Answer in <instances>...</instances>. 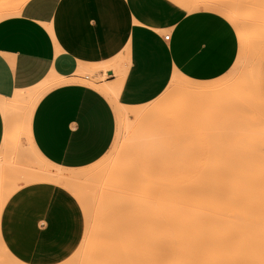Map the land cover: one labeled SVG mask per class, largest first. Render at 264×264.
<instances>
[{
  "label": "crops",
  "instance_id": "1",
  "mask_svg": "<svg viewBox=\"0 0 264 264\" xmlns=\"http://www.w3.org/2000/svg\"><path fill=\"white\" fill-rule=\"evenodd\" d=\"M9 3L17 0H0ZM0 10L12 12L0 17V151L6 131L1 104L60 78L65 81L47 88L36 104L30 135L40 156L64 170L95 164L115 138L113 105L83 79L105 75L93 84L113 83L114 64L124 61L117 101L136 107L156 100L177 72L215 80L239 57V34L227 16L234 29L220 15L190 13L174 0H22ZM91 70L97 73L90 79L80 75ZM258 88L264 105V68ZM64 195L39 184L9 198L0 234L18 259L55 264L67 255Z\"/></svg>",
  "mask_w": 264,
  "mask_h": 264
},
{
  "label": "rangeland",
  "instance_id": "2",
  "mask_svg": "<svg viewBox=\"0 0 264 264\" xmlns=\"http://www.w3.org/2000/svg\"><path fill=\"white\" fill-rule=\"evenodd\" d=\"M174 1L190 13L207 11L222 16L225 21L226 15L228 19L233 18L232 23L239 34H235L239 57L222 77L215 80L189 78L177 72L163 92L164 97H160V101L159 97L154 100L160 103L156 111L159 114H149L142 120H135L131 115L124 117L125 109L119 108L112 96L103 93L105 83L93 84L104 81L105 75H98L95 82L80 80L107 96L116 117L114 141L106 155L95 164L78 170H64L44 160L34 147L30 135L31 117L39 99L50 88L49 85L41 91L18 93L12 100L1 104V108L4 106L7 110L8 120L5 123L10 138L0 151V222L7 201L23 187L41 184L59 189L65 194L63 197L67 204L65 206L69 217V234L64 238L69 250L55 264H175L178 255L184 257L185 264H237L231 251L186 246L188 235H185L182 252H179L178 233L168 203L165 209V206H160L162 209L155 214L112 212L110 206L113 191L106 188L119 181V178L121 181L126 179L124 182L127 183L130 171L136 176L141 174L144 168L140 169L141 162L135 163L134 160L139 157L142 159L143 155L146 157L143 161L151 162V178H155L154 172L159 170L157 176L160 175L158 178L165 182L160 181L157 176L156 181L159 180L162 184L192 185L195 192L215 181L210 179V175H215L214 179H217L220 175L231 173L240 164L238 160L242 155L238 146L241 142L238 139L243 134L242 121L238 115L242 103L247 104L252 117L256 119V125L249 133L258 140L257 144L254 143L253 152L249 154L252 161L250 165L254 166L257 178L248 182L247 191L259 186L264 189V150L261 147L264 136L260 132L264 128V106L255 82L257 72L264 68V0ZM21 2L22 0H17V3L0 7L14 8ZM205 4L207 10L203 9ZM230 11L236 15L230 16L231 13H226ZM240 12H244L243 15L247 18L240 21V26L237 27L235 23ZM8 14L12 12L0 10L1 18ZM229 24L234 29L233 24ZM119 66L120 63L114 64V71ZM96 73V70H91L80 75L90 79ZM154 101L150 103L153 104ZM150 103L145 105L149 106ZM124 107L128 110L135 108ZM119 113L121 116H118ZM145 151H148L147 154ZM157 152L159 157L166 159L156 160L157 156L152 159V154ZM148 153L151 155L148 156ZM165 153H168V158L170 156L168 161ZM115 165L120 167V172L114 175L104 174ZM124 167L129 172L122 170ZM18 168L63 172L78 181L84 197L77 200L71 191L51 183L35 182L24 185L18 179ZM93 172L99 173L90 176ZM231 183L234 184L235 180L231 179ZM12 190L15 192L4 200V195ZM0 264H27L7 249L1 234Z\"/></svg>",
  "mask_w": 264,
  "mask_h": 264
},
{
  "label": "bare ground",
  "instance_id": "3",
  "mask_svg": "<svg viewBox=\"0 0 264 264\" xmlns=\"http://www.w3.org/2000/svg\"><path fill=\"white\" fill-rule=\"evenodd\" d=\"M226 13H231V11ZM232 14L236 15L232 12L230 16ZM243 14L245 13L240 12L239 15L237 14L238 19H236L237 21L235 23L237 27L240 26V21L247 18ZM229 20L234 21L233 18ZM121 63L117 71L113 70L116 75V80L113 83H109L110 81L105 83L103 93L107 96H112L118 107L125 109L123 115L126 118L131 115L135 120H142L149 114L152 116L154 115L153 113L159 114V111L156 112L160 107L158 101H154L153 104L150 103L151 105L149 106L142 105L135 107L136 109L134 108L132 110H128L118 103L117 96L125 75L124 61H121ZM258 77L259 71L255 76L257 89ZM63 81L65 80H61L60 78L51 79L49 86H54ZM162 94L159 96V101L162 99L160 97H164ZM3 107V116L5 121H7V110ZM238 115L241 118V125L243 126V134L238 139L239 141L241 140L238 146L242 155L241 159L238 160L240 164L235 169H232L231 173L228 175H220L217 179H214L216 177L215 175H210V179L215 181L211 185L207 184L202 186L199 191L195 192L192 185L160 183L163 179L158 178L160 177V175L157 176L159 170L155 168L158 171L153 172L160 179V181L157 180L158 183L155 180L156 176L155 178L149 176V173H151L150 170L153 168L149 166L151 162L142 160L146 158L143 155L142 159L139 157V160H134L136 161L135 163L137 161L141 162V164L139 163V168H144L142 170L143 172L139 169L141 174L139 173L137 176L133 175V173H130L131 171L129 172L124 167L122 170H128L130 182L125 183L126 179L121 181L119 178V181L117 180L114 184L109 185V188H106L107 190L110 189L113 191V197L110 199L112 212L155 214L162 209L160 206H165V209L168 203L170 205L169 212L178 233L179 252L180 250L182 252L184 237L188 235L186 246L189 245L191 248L194 246L204 249L220 248L225 251H231L233 253V259L237 264H264V189L259 186L258 188L253 187L250 192L247 191L248 182L257 178L254 166L250 165L252 161L249 157V154L253 152L254 143L258 142L257 138L249 133L250 129L256 125V119L252 117L251 110L247 104L243 103L238 109ZM118 116H121L120 113ZM260 132L264 136V128ZM17 133L20 132L18 131ZM9 138V131H5L2 149L7 144ZM154 146L158 148V146ZM261 147L264 150V144ZM147 152L145 151L144 153L147 154ZM166 154L168 161L170 156L168 158V153ZM149 155L151 154L148 153ZM154 156L158 157H155L157 158L156 160L166 159L162 156V158L159 157L158 152L157 154H152L151 158L154 159ZM135 163L134 165H136ZM136 167L138 168V165ZM162 169L164 170L165 168ZM18 170V179L24 185L35 182H46L66 188L73 193L77 200H82L84 197V191H82L78 181L75 178L66 176L63 172L38 171L32 168H18ZM119 170L120 167H116L115 165L112 169L109 168L103 172L107 175H114L120 172ZM98 173L93 172L90 176ZM231 179L235 180L234 184L231 183ZM14 190L5 194L3 197L4 200L8 199L15 192ZM1 203L0 213L2 208ZM183 261L184 257L178 255L175 259V264H185Z\"/></svg>",
  "mask_w": 264,
  "mask_h": 264
},
{
  "label": "built area",
  "instance_id": "4",
  "mask_svg": "<svg viewBox=\"0 0 264 264\" xmlns=\"http://www.w3.org/2000/svg\"><path fill=\"white\" fill-rule=\"evenodd\" d=\"M169 39V35L164 37V40H168Z\"/></svg>",
  "mask_w": 264,
  "mask_h": 264
}]
</instances>
